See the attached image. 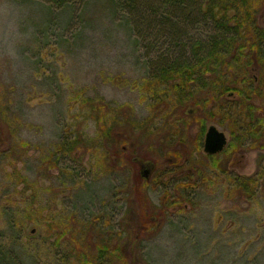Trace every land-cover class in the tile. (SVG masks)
Instances as JSON below:
<instances>
[{
    "label": "rangeland",
    "instance_id": "1",
    "mask_svg": "<svg viewBox=\"0 0 264 264\" xmlns=\"http://www.w3.org/2000/svg\"><path fill=\"white\" fill-rule=\"evenodd\" d=\"M114 2L83 0L56 8L42 0H0V106L7 108L0 117L6 144L0 149V247L10 248L0 252V264H37V258L40 264H61L49 246L32 251L28 241L54 247L68 215L92 223L104 215L113 229L131 225L134 215L130 234H122L120 243L129 241L117 264H264V149L235 141L230 119L207 118L205 129L215 124L227 138L212 161L196 134L198 119L183 128L174 122L179 111L159 107L143 92L158 51L137 40L128 15ZM263 7L257 5L256 12L262 28ZM253 74L249 69L247 76ZM89 99L109 106L100 127L107 133L90 115ZM84 136L93 138L87 146L100 148L83 150ZM77 137V152L66 154L60 144ZM115 151L121 152V168L110 166ZM170 161L178 166L162 174ZM188 172L196 174L191 188L176 183ZM255 172L262 178L254 195L230 184V173ZM17 173L25 183L17 182ZM23 213L34 221L25 219L14 234L7 218ZM39 213L47 216L36 222ZM154 217L155 224L141 233L135 228Z\"/></svg>",
    "mask_w": 264,
    "mask_h": 264
},
{
    "label": "trees",
    "instance_id": "2",
    "mask_svg": "<svg viewBox=\"0 0 264 264\" xmlns=\"http://www.w3.org/2000/svg\"><path fill=\"white\" fill-rule=\"evenodd\" d=\"M42 1L56 8H62L83 0ZM114 1L117 9L125 11L131 20L132 32L137 40L150 42L146 45L148 50L158 51V56L149 62L150 69L146 79L143 80L145 85L143 92L152 99L155 98L158 105L164 104L165 109L170 107L174 112L179 111L178 119L174 122L177 125L182 123L183 128H189L190 123L197 118L200 123V135L205 131L204 123L207 118L214 120L218 116L219 123H224L225 118L230 119L233 139L240 144L247 141L250 148L256 149V107L253 105V101L256 100V64L264 73V27L256 24V12L257 5L264 4V0ZM130 20L127 19L128 22ZM197 32L202 34H196ZM242 59H245L246 64H241ZM249 69L254 72L250 77L247 76ZM227 96L231 97L230 100ZM238 97L240 99L237 100ZM94 101L96 100L89 99L86 107L92 117L96 114L94 119L99 129L104 125L103 121L110 115L111 110L107 104H98ZM6 109L5 105L0 106V117L5 116ZM157 118L159 123L164 122L158 111ZM186 125L188 126L184 127ZM144 127H148L147 123ZM183 128L181 131L184 132ZM100 130L107 133L106 129L100 128ZM92 139L85 136L80 138L83 150L100 148V145L96 144L87 146ZM100 139L101 136H96L94 140ZM78 142L77 137L60 146L70 155L74 148L77 152ZM4 143L0 135V149L6 147ZM230 146L231 150L237 149L235 147L237 144L231 143ZM107 155V151L103 152L106 163ZM111 157L110 166L121 168L120 163H117L122 159L121 152L115 151L114 156ZM210 158L212 161L216 159L214 156ZM130 159L134 160L133 157ZM185 161L191 163L188 157ZM217 161L212 162V166L218 167ZM174 165L178 166L171 161L167 162L162 174L171 171ZM222 171L227 173L226 169ZM188 173L190 174L187 178L180 179L176 183L191 188L190 178L194 173ZM14 176L18 183L26 182L19 173ZM228 178L230 184L242 193L254 195L262 174L255 172L251 176L243 177L230 173ZM27 209L33 211L30 207ZM46 216L39 213L35 221L40 222ZM94 217L95 221L92 223V219L78 220L68 215L64 220L66 228L55 235L54 247L50 242L48 245L46 240H29L28 244H33L32 251L40 245L48 250L47 246H49L50 251L58 256L57 263L61 264H71L72 261L79 264H117L115 258L118 259L121 255L120 248L123 243L129 241L127 239L121 244L122 234H130V227L136 224L135 216H132L134 222L131 225L127 224L128 227L121 228L120 224H115V229L104 220V215ZM31 218L30 214H24L20 218L10 215L7 223L13 227L14 230H10L14 234H19V228L24 224L25 219ZM155 218L151 223L143 225L139 223L135 228L141 233L142 228L155 224ZM31 221L34 219L32 218ZM125 229L128 231L125 232ZM15 238L20 240L18 235H15ZM114 240L118 244H112L111 247L110 242ZM4 246L0 247V252L3 254L5 252L2 250L10 249ZM26 249L31 252L27 244ZM33 260L35 261L34 257ZM37 260V264H40L38 258Z\"/></svg>",
    "mask_w": 264,
    "mask_h": 264
},
{
    "label": "flooded vegetation",
    "instance_id": "3",
    "mask_svg": "<svg viewBox=\"0 0 264 264\" xmlns=\"http://www.w3.org/2000/svg\"><path fill=\"white\" fill-rule=\"evenodd\" d=\"M210 126H215V124L209 125L207 127V129ZM207 129H205L203 135H200L199 128H198L197 133H196V134H199L198 139L199 140L202 139L201 142H203V144H204L203 138H205V134H206ZM196 134H195V137H196ZM260 146H262V147H260ZM256 148H263L264 149V73L261 72V68L259 66H257V64H256ZM224 150L225 149H223L221 152H217L213 155H210V154L205 153V152L204 153L208 157H212V156H217L219 153H222ZM194 175H196V174H194Z\"/></svg>",
    "mask_w": 264,
    "mask_h": 264
},
{
    "label": "water",
    "instance_id": "4",
    "mask_svg": "<svg viewBox=\"0 0 264 264\" xmlns=\"http://www.w3.org/2000/svg\"><path fill=\"white\" fill-rule=\"evenodd\" d=\"M226 143V135L215 126H210L205 134L203 151L213 155L222 151Z\"/></svg>",
    "mask_w": 264,
    "mask_h": 264
}]
</instances>
